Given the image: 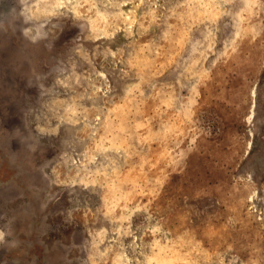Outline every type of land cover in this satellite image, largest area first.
<instances>
[{
  "label": "rangeland",
  "instance_id": "1",
  "mask_svg": "<svg viewBox=\"0 0 264 264\" xmlns=\"http://www.w3.org/2000/svg\"><path fill=\"white\" fill-rule=\"evenodd\" d=\"M0 24V264H264V0Z\"/></svg>",
  "mask_w": 264,
  "mask_h": 264
},
{
  "label": "flooded vegetation",
  "instance_id": "2",
  "mask_svg": "<svg viewBox=\"0 0 264 264\" xmlns=\"http://www.w3.org/2000/svg\"><path fill=\"white\" fill-rule=\"evenodd\" d=\"M17 1L18 0H0V22H7L9 18L15 15L17 12ZM2 27L4 28V26L0 24V28ZM19 28L21 27L19 26Z\"/></svg>",
  "mask_w": 264,
  "mask_h": 264
}]
</instances>
